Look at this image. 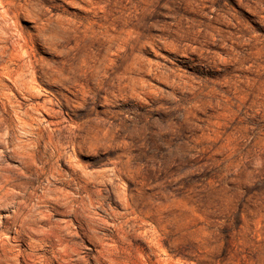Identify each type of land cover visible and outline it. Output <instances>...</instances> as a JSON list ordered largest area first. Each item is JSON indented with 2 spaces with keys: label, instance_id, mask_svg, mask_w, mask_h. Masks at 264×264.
<instances>
[{
  "label": "rangeland",
  "instance_id": "1",
  "mask_svg": "<svg viewBox=\"0 0 264 264\" xmlns=\"http://www.w3.org/2000/svg\"><path fill=\"white\" fill-rule=\"evenodd\" d=\"M0 264H264V0H0Z\"/></svg>",
  "mask_w": 264,
  "mask_h": 264
}]
</instances>
